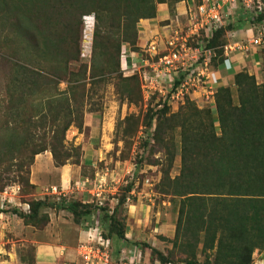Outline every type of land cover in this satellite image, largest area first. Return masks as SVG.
<instances>
[{"label":"trees","instance_id":"obj_1","mask_svg":"<svg viewBox=\"0 0 264 264\" xmlns=\"http://www.w3.org/2000/svg\"><path fill=\"white\" fill-rule=\"evenodd\" d=\"M166 3V0H0V87L11 94L3 113L14 120L12 126L6 123L0 126V165L8 162V172L13 165L17 170L28 166L22 182L35 187L29 178L35 155L49 151L58 167L67 164L73 156L71 150L79 148L68 149L65 134L71 125L82 130L86 111L99 110L98 103L86 109L96 87L115 80L121 99L138 102L142 98L138 75L123 76L120 70L123 43L128 41L131 49L137 51L136 23L140 18L155 17L158 5ZM71 7L83 14L95 12L98 21L104 14L113 13L118 27L122 21L126 22V31L132 27L133 37L116 39L95 30L89 72L82 62L73 69L70 63L80 61V46L69 48L60 40L62 36L46 27L54 16ZM244 18L253 29L251 25L263 22L264 13L253 17L246 11ZM228 26L235 28L233 24ZM224 30H216L208 45H213ZM22 35L30 38L33 45H27L25 57L19 43ZM257 80L248 71L236 73L232 79L236 101L229 85L219 86L215 93L216 118L211 109L199 108L189 99L175 113H168L166 104L159 111L154 132L165 151L159 186L162 192L180 199L172 243L184 255V264H201L199 248L203 264H252L254 253L264 251V86L263 83L259 86ZM61 82L66 83L62 91ZM60 94L67 97L62 100ZM27 103L31 104L32 112ZM151 118L149 114L148 124ZM176 130L180 135L181 167L179 174L171 177L178 150ZM5 154H11V160L3 159ZM25 158L29 159L27 163ZM49 207L70 212L79 225L95 210L80 201L43 198L31 200L28 213L10 211L25 224L44 228L50 217L41 209ZM102 210L100 224L107 226L105 237L115 235L125 243L142 244L161 264L173 262L172 253L164 254L146 243L130 242L125 236L126 226L115 210L110 215L106 208ZM32 259L35 264V247Z\"/></svg>","mask_w":264,"mask_h":264},{"label":"rangeland","instance_id":"obj_2","mask_svg":"<svg viewBox=\"0 0 264 264\" xmlns=\"http://www.w3.org/2000/svg\"><path fill=\"white\" fill-rule=\"evenodd\" d=\"M166 1L170 8L171 18H175L178 15L176 11L178 2ZM227 5L229 3H226ZM230 6L231 9L230 7L226 8L228 15H226V25L221 27H225V30L221 36L212 42L213 45L211 46L208 44L216 30L206 31L205 24L200 23L199 18L196 19L193 10L188 11V13L184 12L174 24L175 28H170L166 33L170 35L178 32L179 36L185 37V44L191 51L198 48L197 57L201 64L205 61L206 56H209L211 64L222 59L224 46L233 42L246 45L249 52L253 51L252 48L261 50L263 56L261 67L264 71V47H251L248 41L249 37L257 34L258 26L255 23L251 25L253 33L247 34L245 31H238L240 29L245 30L250 26V23L244 20L246 9L240 2L231 3ZM112 16L113 13H106L101 21H98L95 12L83 14L82 10L71 7L67 12L59 14L58 17L54 16V19H51L50 24L46 27L62 36L60 40L69 48L75 49L77 45L80 46V61L78 63L71 62L70 67L77 69L82 62L87 64V72H89L95 30H99L103 36H112L116 39L126 37L130 40L133 37L132 27L126 31L124 27L126 22L123 23V21L118 27ZM141 19L144 18H140L136 23L137 39L139 36L138 23ZM231 24L235 26L234 30L228 28V25ZM195 25H197L196 30ZM160 37H162L160 41H157L156 37L148 40L137 51L131 49L128 41L123 43L126 48L127 61L123 63L121 58L120 70L123 76L138 75L142 98L136 103H129L117 94L116 86L113 83L115 80L101 84V87H96L94 94L88 99L90 105L86 106V109H90V106L93 107L92 103H98L99 110L95 112L86 111L82 130L71 125L66 131L64 139L66 147L70 150L73 147H79L75 151L71 150L73 156L67 162V164L77 167V176L74 178L72 172L71 181L69 180L66 187L52 182H50L51 185H49L50 183L41 186L34 184L35 187H31L22 182V177H27L28 166L26 169L24 166V169L17 170L16 165H13L8 172L9 165L6 166L8 162L0 165V264H34L32 259L34 247L40 242H44V238H48L50 233L55 234L59 230L58 227H61L60 230L64 233L65 239L72 238V235H68V225L62 224L63 226H60L58 224L66 223L65 219L73 220L72 214L66 210H55L50 207L41 209L42 213L46 212L49 217L52 215L54 219L53 226H49L47 230L44 229L48 224L44 228L25 224L22 218L10 211L11 209H18L28 213L30 210L29 202L33 199L43 198L50 201H58L64 198L68 202L80 201L92 205L95 208L93 214L88 220L82 221L80 226L86 227V229L97 226L104 234H106L105 227L107 226L100 224L103 216L102 208H106L109 215L115 210V215L126 226L125 233H129L130 242L146 243L164 254L172 253L174 260L168 264H184L182 261L184 255L172 243L180 199L162 192L159 186L162 178L161 168L163 167L161 163L164 164L165 151L162 150L154 131L159 111L164 107V105L160 106L163 96L157 91L153 93V90L148 88L151 68L147 64L156 59V56H150L153 53L149 52L148 49L150 45H155V43L163 48V41L167 36H164L165 38ZM19 43L21 44L22 57H25L27 45L33 47L31 40L22 35L19 37ZM9 49L11 48L6 47V50ZM130 52L134 53L133 57L136 58V62H130L132 59ZM214 74L217 76L215 72ZM260 76H257V83L259 86H262L263 83L264 86V79ZM193 87L195 90L190 88L187 93H183V99L166 105L168 113L177 112L189 99L199 108L211 109V113L216 118L215 94L213 98L207 96L206 89L200 84ZM232 87V95L236 101V89L234 86ZM65 88L66 83L61 82L59 90L62 91ZM10 95V92L7 93L6 89L0 87V126L3 127L5 123L12 126L14 122L11 115L4 116L3 113L6 110V104L10 101ZM15 95H17L16 91L13 93L14 97ZM58 96L63 100L67 94ZM27 104L30 105L29 110L32 112L31 104ZM15 111H17L16 107L14 108ZM149 114H152L150 124L147 122L149 121L147 119ZM87 115H92L93 120L86 119ZM218 126L217 121H215V127L219 133ZM178 133L179 131L176 130L175 141L178 150L170 170L171 177L179 174L181 167L180 135ZM77 151L78 153H76ZM85 155H87V159ZM11 157V154L2 156L3 159L8 158L10 160ZM77 160L79 162L75 163ZM28 161L29 159L25 158L24 162L27 163ZM52 162L54 164L53 157ZM36 170L40 174L41 171L39 172L38 168ZM31 172L33 173L32 165L30 166L29 178H31ZM122 198L125 199L123 202L121 201ZM136 220L141 224L135 230L133 225L136 224ZM142 220L144 221L142 222ZM66 226L67 228H65ZM131 229L137 231L138 234L133 236ZM112 238L107 264H161L156 255L151 257V250L148 247L142 244L135 246L125 243L115 235ZM130 250L133 253H130ZM79 253L81 254V250ZM197 255L200 263L203 264L204 256L201 255L200 248ZM252 264H264V251L254 253Z\"/></svg>","mask_w":264,"mask_h":264},{"label":"crops","instance_id":"obj_3","mask_svg":"<svg viewBox=\"0 0 264 264\" xmlns=\"http://www.w3.org/2000/svg\"><path fill=\"white\" fill-rule=\"evenodd\" d=\"M226 3V0H223ZM201 3V0H182L176 4L177 14L175 18H171L170 16V8L167 4H159L156 12V16L153 18H144L141 19L138 23V31L139 36L137 39V46L141 48L145 42L156 37L160 41L162 37L160 36H168L166 33L170 30V28H175L174 24L180 19L184 12L188 13V11H194L196 14V8ZM231 4L226 7H230ZM169 21V22H166ZM166 23V24H162ZM225 28V27H224ZM238 31H245V33H253V29L249 26L245 30L240 29ZM155 33V36H154ZM159 34V37H157ZM166 34V35H164ZM165 38V37H164ZM250 38V37H249ZM248 38V39H249ZM233 45V50H228V56H226V50L224 46L223 50V58L222 61H215L211 64L210 62V70L216 73L217 79V89L219 86H232L233 76L240 71H248L250 74H254L256 77L261 75L263 76V69L261 67V62L263 60L262 51L252 48L250 51L248 47L244 44H239L238 42L230 43ZM237 45L240 46L237 47ZM228 58V66L226 67L224 63V59ZM258 78V77H257ZM90 116V117H89ZM92 119V115H87L86 119ZM86 149V148H85ZM87 159V155H85ZM36 168H38L39 173H37ZM77 167H74L70 164H66L63 166L56 167L52 162V155L50 152L46 151L44 153H40L36 155L34 163L32 164L33 173L31 174L30 181L32 184L38 185H48L50 182L56 183V185L66 187L69 184V180L71 181V173L77 176ZM42 175V176H40ZM42 177V180L40 178ZM52 180V181H51ZM51 185V183L49 184ZM65 219V218H64ZM66 223H58L60 226L62 224L68 225L65 228L68 229V235H72L71 239H65L60 230L61 227H58L59 230L55 232V234L50 233L48 238H44V242H40L35 247V264H107V260L100 259L93 260L91 263L85 262L81 254L79 253V245L82 242L88 241V230L90 227L86 229V227H81L80 225L73 222L71 219H65ZM144 220H142L143 222ZM54 219L53 216L50 215V222L46 226L44 230L49 229V226H53ZM134 224L135 230L139 228L140 222L138 220L135 221ZM64 225V226H65ZM132 230V229H131ZM132 230L133 236L137 235V231ZM139 231V230H138ZM103 232V231H102ZM126 238L129 240V233H125ZM74 239V240H73ZM110 242H112L113 238H109ZM129 243V242H127ZM128 247V246H127ZM130 249V248H128ZM130 253H133L130 250Z\"/></svg>","mask_w":264,"mask_h":264},{"label":"built area","instance_id":"obj_4","mask_svg":"<svg viewBox=\"0 0 264 264\" xmlns=\"http://www.w3.org/2000/svg\"><path fill=\"white\" fill-rule=\"evenodd\" d=\"M226 2H230L229 4L240 2L253 17L264 13V0H226ZM226 8L223 0H201L196 8V19L199 18L200 23L205 24L206 31L212 32L226 25ZM197 25H195V30ZM248 41L251 47H264V20L258 25L257 34L252 35ZM163 44V48H160L161 46L156 43L150 45L148 50L153 53L150 56H156V59L147 64L151 68L148 88L153 90V93L157 91L163 96L160 106L170 105L174 101L183 99V93H187L190 88L195 90L193 86L196 84L205 88L207 96L213 98L218 83L214 72L210 70L209 56H206L205 61L201 64L197 57L199 49L191 51L185 44V37L179 36L178 32L168 35ZM237 47L240 48L239 45ZM225 50L226 56H228V50H233V45H226ZM130 54L132 57L130 62H136V58L133 57L134 53L130 52ZM121 57L122 62L125 63L127 60L124 46ZM224 63L227 67V57L224 59ZM182 74L184 76L181 78ZM176 81H180V83L176 85ZM88 233L87 243H80V250L85 262L91 263L99 258L107 260L110 239L105 237L97 226L90 227Z\"/></svg>","mask_w":264,"mask_h":264}]
</instances>
